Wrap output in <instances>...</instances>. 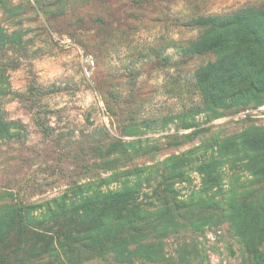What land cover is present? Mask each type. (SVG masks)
Returning <instances> with one entry per match:
<instances>
[{"label": "rangeland", "instance_id": "1", "mask_svg": "<svg viewBox=\"0 0 264 264\" xmlns=\"http://www.w3.org/2000/svg\"><path fill=\"white\" fill-rule=\"evenodd\" d=\"M248 8L264 11V0H0L1 117L23 123L16 136L0 138V264H120L112 255L95 256L99 229L72 245L63 234L91 228L105 211L115 220L132 216V204L155 222L159 205L162 220L166 213L175 218V200L202 184L190 169L192 181L178 182L173 157L213 134L264 127V103L224 109L217 118L189 112L200 100L195 71L216 58L186 51L204 30L199 19ZM129 124L139 132L125 133ZM118 140L137 145L125 155ZM227 171L221 187L238 173L250 179L241 168ZM123 183L121 205L128 208L104 207L102 191ZM248 183L238 202H263L264 181ZM225 208L203 207L200 215L216 217L219 227L171 235L166 253L178 240H201L204 253L191 264H254ZM20 210L33 229L52 237L27 246L22 260L13 255L21 244L13 228Z\"/></svg>", "mask_w": 264, "mask_h": 264}, {"label": "trees", "instance_id": "2", "mask_svg": "<svg viewBox=\"0 0 264 264\" xmlns=\"http://www.w3.org/2000/svg\"><path fill=\"white\" fill-rule=\"evenodd\" d=\"M199 26L204 27V30L188 47L187 53L213 52L216 58L195 71L200 100L189 112L193 115L205 111L212 112L217 118L224 109H235L239 112L244 108L261 106L264 103V11L260 8H248L229 16H205L199 19ZM2 94L4 92H0V95ZM1 114L0 109V138L16 136L17 132L23 129V123L3 119ZM138 130L136 124H129L125 133L134 135ZM136 142L118 140V150L126 155V147L137 145ZM204 143L206 145H199L173 157L176 163L173 168L178 182L192 181L188 172L190 169L200 175L202 184L201 189L194 190L190 196L175 200L174 205L178 209L175 218L166 213L162 220L165 207L161 205L158 208L161 213L159 222L150 217L153 213H143L147 210L138 204H132L129 208L121 205L124 203L123 183L122 186L109 187L102 191L106 198L103 201L104 207L119 206L120 210L128 208L133 215L127 216L128 218L119 216L115 220L109 216L110 212L105 211L100 216L97 215L99 219L95 218L96 223L92 227L89 226L91 228L64 233L66 240L71 241L69 245H72L80 234H90L91 231L95 233L99 229L103 236L101 238L100 234L97 239L101 240L104 246L99 247L95 256L112 255L120 264H135L133 261L136 259L141 264H191L204 253L202 241L178 240V249L167 254L164 247L166 239L171 235H180L186 230L202 233L213 225L219 227L216 217L209 214L200 215V212L203 207L215 210L223 206L227 209L232 228L241 236L254 264H264V200L258 201L257 196L247 202H238L245 200L239 198L240 193L250 191L248 186L251 185L248 182L264 181V127L231 135L213 134ZM236 167L241 168L239 172H248L250 179L243 178L245 176L242 177V174L238 173L234 175L229 187H221L222 174H227V170ZM108 179L110 178H105L103 182ZM169 190L177 194L176 188ZM217 192L222 194L219 199L215 197ZM157 195L160 198V195ZM17 217L18 222L13 224V228L21 244L13 255L22 260V254L26 255L27 246L43 238L50 240L52 237L36 231V228L33 229L31 221L23 211L20 210ZM125 224H129L131 229H122ZM135 225L139 227L133 229ZM218 230L220 229H217V232ZM31 233H37L34 234L35 241H32ZM55 233L62 235L58 231L53 232ZM47 250L49 245L44 248V251ZM2 264L11 263L3 261Z\"/></svg>", "mask_w": 264, "mask_h": 264}]
</instances>
